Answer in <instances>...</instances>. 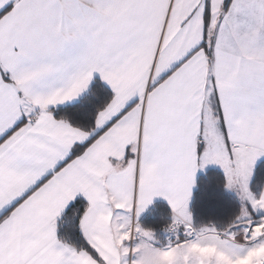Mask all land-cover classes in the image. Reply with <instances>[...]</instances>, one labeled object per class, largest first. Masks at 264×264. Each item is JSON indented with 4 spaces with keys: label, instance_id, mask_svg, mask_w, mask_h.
Here are the masks:
<instances>
[{
    "label": "snow or ice",
    "instance_id": "snow-or-ice-1",
    "mask_svg": "<svg viewBox=\"0 0 264 264\" xmlns=\"http://www.w3.org/2000/svg\"><path fill=\"white\" fill-rule=\"evenodd\" d=\"M0 264H264V0H0Z\"/></svg>",
    "mask_w": 264,
    "mask_h": 264
}]
</instances>
